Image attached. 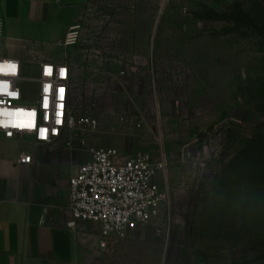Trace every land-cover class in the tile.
<instances>
[{"label": "rangeland", "instance_id": "obj_1", "mask_svg": "<svg viewBox=\"0 0 264 264\" xmlns=\"http://www.w3.org/2000/svg\"><path fill=\"white\" fill-rule=\"evenodd\" d=\"M77 43L92 146L165 151L169 209L114 263L264 264V0H87Z\"/></svg>", "mask_w": 264, "mask_h": 264}, {"label": "crops", "instance_id": "obj_2", "mask_svg": "<svg viewBox=\"0 0 264 264\" xmlns=\"http://www.w3.org/2000/svg\"><path fill=\"white\" fill-rule=\"evenodd\" d=\"M86 2L0 0V56L20 59L23 70L40 61L66 62L73 73L79 48L64 43L65 32L83 23ZM91 134L87 141L94 145ZM65 139L33 145L28 134H0V264H115L114 256L124 255L126 239L109 249L99 247L97 223L79 220L73 229L66 226L68 178L86 154L66 146ZM139 144L158 159L165 155L162 146ZM20 151L32 155L31 163H17Z\"/></svg>", "mask_w": 264, "mask_h": 264}, {"label": "built area", "instance_id": "obj_3", "mask_svg": "<svg viewBox=\"0 0 264 264\" xmlns=\"http://www.w3.org/2000/svg\"><path fill=\"white\" fill-rule=\"evenodd\" d=\"M80 28L81 24L69 26L64 43L75 44ZM0 65L5 69L14 66V71L0 72V82L8 86V94H0V134L5 138L28 134L33 145L49 144L64 135L66 146L86 154L68 178L67 207L71 217L66 226L73 229L79 220L97 223L101 249L111 248L140 227L158 228L169 209L168 186L158 179L164 160L153 161L147 152L122 156L114 146L95 147L88 143L87 133L96 130L98 119L80 112L79 98L72 95L68 63L40 61L30 75L24 74L22 62L16 57L0 56ZM24 81L36 85L33 100L26 97ZM60 89L64 90L63 99ZM16 161L31 163L32 155L20 151Z\"/></svg>", "mask_w": 264, "mask_h": 264}, {"label": "snow or ice", "instance_id": "obj_4", "mask_svg": "<svg viewBox=\"0 0 264 264\" xmlns=\"http://www.w3.org/2000/svg\"><path fill=\"white\" fill-rule=\"evenodd\" d=\"M4 71H14V66H11L9 67L8 69H5V67L3 65H0V72H4ZM48 72H50V69L49 70H46ZM61 74L63 75L64 73V70L61 69ZM0 84H2L3 86V90L2 92H0V94H8V86H7V83L6 82H0ZM48 87L49 86H46V91L48 90ZM63 89H60L59 92H60V99H63ZM47 104V101L45 102ZM61 108L63 107L62 105L60 106ZM57 115H59V113H57ZM59 123V121H57ZM45 130H42V134Z\"/></svg>", "mask_w": 264, "mask_h": 264}, {"label": "trees", "instance_id": "obj_5", "mask_svg": "<svg viewBox=\"0 0 264 264\" xmlns=\"http://www.w3.org/2000/svg\"><path fill=\"white\" fill-rule=\"evenodd\" d=\"M259 89L262 91V90H264V88H262V87H259Z\"/></svg>", "mask_w": 264, "mask_h": 264}]
</instances>
